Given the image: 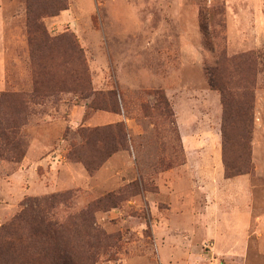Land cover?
<instances>
[{
	"label": "rangeland",
	"instance_id": "1",
	"mask_svg": "<svg viewBox=\"0 0 264 264\" xmlns=\"http://www.w3.org/2000/svg\"><path fill=\"white\" fill-rule=\"evenodd\" d=\"M216 6L225 10L229 54L260 57L254 170L233 178L221 97L204 70L214 57L200 14ZM25 8V0H0V94L33 92ZM44 23L53 36H77L94 89L116 90L119 113L67 93L30 104L24 158L0 159V228L30 200L74 192L78 210L99 199L116 205L104 204L96 223L122 237L121 251L99 264H264V0H69ZM159 90L173 113L167 122L151 111ZM114 123L126 128L125 150L94 174L68 159L80 128Z\"/></svg>",
	"mask_w": 264,
	"mask_h": 264
},
{
	"label": "trees",
	"instance_id": "2",
	"mask_svg": "<svg viewBox=\"0 0 264 264\" xmlns=\"http://www.w3.org/2000/svg\"><path fill=\"white\" fill-rule=\"evenodd\" d=\"M26 28L33 76V92L0 94V159L21 161L26 152L22 127L27 123L30 104H43L62 94L92 99L95 111L119 113L116 90L96 91L90 69L77 36L69 31L53 36L44 19L59 16L69 0H25ZM225 10L213 7L200 14L203 47L213 54L204 70L208 86L220 94L223 108V159L229 178L254 170L251 143L255 126L256 82L260 57L255 51L230 55L227 48ZM151 111L167 122L173 113L163 91L150 93ZM150 108H147V113ZM82 141L73 143L70 161H82L94 174L112 155L128 144L123 123L80 128ZM93 152V154H91ZM74 192L57 193L24 204L23 209L0 228V264H99L121 251L122 237L108 234L96 223V214L106 212L107 198L78 210Z\"/></svg>",
	"mask_w": 264,
	"mask_h": 264
},
{
	"label": "crops",
	"instance_id": "3",
	"mask_svg": "<svg viewBox=\"0 0 264 264\" xmlns=\"http://www.w3.org/2000/svg\"><path fill=\"white\" fill-rule=\"evenodd\" d=\"M107 120L109 121V120H110V118H107Z\"/></svg>",
	"mask_w": 264,
	"mask_h": 264
}]
</instances>
